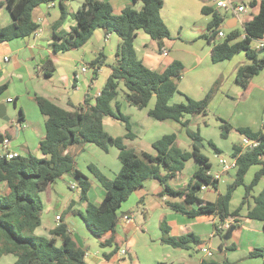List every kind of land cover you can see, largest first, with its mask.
I'll list each match as a JSON object with an SVG mask.
<instances>
[{
    "label": "crops",
    "instance_id": "obj_1",
    "mask_svg": "<svg viewBox=\"0 0 264 264\" xmlns=\"http://www.w3.org/2000/svg\"><path fill=\"white\" fill-rule=\"evenodd\" d=\"M101 1L110 5L114 15L121 14L126 8L139 11L142 6L140 2L135 3L133 0ZM248 1H254V6L250 7L247 4ZM262 1L264 0L233 2L236 6L243 5L246 9L243 13H235L216 8L215 0H162L160 18L170 34V38L164 40L162 45V52L166 51L167 55L164 56L160 53L157 43L143 31L136 32L134 50L138 59L153 71L161 72L174 61L183 65L184 72L177 85L178 93L172 97L170 104L183 103L182 99L184 98L186 101V97L200 101L211 91L216 82H218V88L209 102L208 110L215 108L217 101L223 97L224 93L223 103H229L230 98H232L229 95L234 93L241 96L244 99L243 102L251 99L264 102V70L253 76L246 87H242L236 82L237 69L249 62L244 52L236 54L230 60L212 62V47L223 39L217 36L214 43H208L204 39L208 33L207 25L212 19V14L207 15L202 11L203 8H210L220 14L222 22L219 30L227 35L229 31L242 32L245 24L257 15ZM83 2L84 0H73L67 3L62 16L57 2L39 4L31 13L32 20L39 25V29L28 37L0 43V87L5 86L0 92V137H2L0 140V158L6 150L17 152L20 156L34 155L37 158H42L38 144L45 136L44 117L36 105L35 97L47 99L66 111H72L75 107L83 104L87 97L93 104L95 97L101 92L109 77L119 44V38L115 34L105 35L98 29L78 49L63 53L53 51V45L57 42L55 35H67L76 27L74 14ZM11 22L10 10L4 0H0V29L8 26ZM223 26L228 29L220 28ZM260 40L264 41V35ZM256 45L257 41H253L251 48L256 50ZM257 51L262 54L264 49ZM96 59H99L103 64L91 66ZM48 61L51 62L54 69L50 77H45L44 73L47 69L44 66ZM84 66L87 67L88 71L82 73L80 69ZM230 81L233 83L231 91L226 92L230 87ZM119 88L124 90L122 84L119 85ZM152 99H154L155 104V97H152L148 106L142 110L130 106L124 100L123 104H119L120 112L128 118L132 133L131 138H125L127 134L125 126V131H120V126L117 125V122L120 121L112 117L103 118L104 131L112 138H124V145L127 148L133 147L139 139L135 129L142 127V124L151 129V124L147 119H152L148 115V112L154 107L153 105L151 108L150 105ZM175 99L177 100L175 101ZM142 112H144L146 119L143 118ZM187 117L185 116L184 120H188ZM168 121L172 120L162 122ZM175 123L180 125L178 122ZM238 128H248L253 132L264 133V119L257 115L252 119L250 125ZM150 129L144 134L145 136L150 133ZM5 139L9 141L6 147L2 144ZM149 139L147 145L152 148V143L156 140L151 143V138ZM96 148L104 152L93 144L72 148L70 151L74 154L75 165L76 154L82 151L88 152L100 162L101 171L97 169L101 173L103 172L102 174L108 179H113L121 168L118 150L113 145H108V151L111 148L117 150L119 162V165L115 164L111 168L105 159L100 158L101 160H99L97 158L99 155ZM135 151L137 153L155 154L153 148L152 151H137L136 149ZM191 160L194 162L192 169L188 174L183 175L186 164ZM221 160L229 167L228 170H224ZM91 161L93 160L90 158L85 160L87 172L85 168L84 170L78 169L77 166L76 168L89 179L91 185L87 194L88 201L97 206L104 198L105 191L88 169L89 165H93ZM218 162L220 165L218 172L212 174L211 168L209 170L212 177L219 175L217 187L203 186L198 194L203 201L215 203L219 197L225 195L227 187L234 182L235 158L230 155V162H228L220 157ZM233 164L234 167H232ZM199 166L194 159L188 160L182 172L169 183H172L175 189L185 187ZM252 167L260 169V166ZM263 180L264 176L253 188L250 197L242 207L245 194L244 186H239L233 191L228 204V212L233 213L241 208L235 219L237 221L236 227L232 229H220L218 218L214 215L188 217L174 212L168 203L179 202V200L167 196L161 197L163 193L161 184L156 180H147L141 188L136 189L121 204L117 211L118 222L115 240L120 248L107 258L106 255L112 252V248H107L105 251L95 250V252L90 250L93 244L102 249L99 243L109 238V235L106 234L101 240H98L87 230L82 220V215L85 214L86 210V202L79 200L80 191L77 181L71 173H67L40 193L43 207L41 223L34 233L37 236L48 237L49 232L57 226L55 217L60 216V220L63 219L68 226V231L74 241L85 252L84 261L86 264H144L145 259L151 258V253L148 254L147 252V250L151 252V248L161 251L158 257L152 261L149 259L151 264H204L205 262L264 264V257H249L251 251L264 248L263 222L246 218L247 213L254 206L253 198L264 188V184L259 186ZM0 186L2 187V185ZM69 191H76V196H70ZM150 196L151 207L154 210L151 216V226H155V229L158 230V235L155 236L157 239L151 238L149 227L145 222L148 213L145 201ZM134 206L142 210L140 212L142 219L138 224H136V217L133 215ZM192 207L190 206V208ZM124 217L130 220L124 221ZM228 221L232 223L233 219ZM163 224L167 226L169 236L181 237L191 233L199 240V243L191 245L188 249H174L169 245L162 244L160 239ZM217 226L218 230H216ZM137 245L140 246L139 249H137ZM154 245L159 247H154ZM123 248L126 250V254L120 255L119 252ZM204 248L210 251V256L202 252ZM141 253L142 257H140ZM9 257H3L1 264H13L14 259Z\"/></svg>",
    "mask_w": 264,
    "mask_h": 264
},
{
    "label": "trees",
    "instance_id": "obj_2",
    "mask_svg": "<svg viewBox=\"0 0 264 264\" xmlns=\"http://www.w3.org/2000/svg\"><path fill=\"white\" fill-rule=\"evenodd\" d=\"M73 0H4L10 10L12 22L0 29V43L18 38H25L39 29L32 20L33 9L42 3L57 2L64 15L66 4ZM141 3L139 11L126 8L119 15L112 13L108 3L101 0H84L74 14L76 27L67 35L58 36L53 45V51L67 52L83 46L95 30H101L105 35L115 34L119 44L115 52L114 64L100 95L95 97L93 104L90 99L72 111H66L47 99L35 97L36 105L44 117L45 136L39 142L38 148L42 158L34 155L20 156L11 160L0 158V264L3 257H14L13 264H86L85 252L77 245L68 231V226L62 220L49 232L48 237L35 235L40 226L42 202L40 193L48 186L71 173L77 181L80 191L79 200L86 202L85 215L82 220L91 235L101 240L108 234L109 238L100 241L101 248H112L106 255L108 258L119 250L116 242L117 211L121 204L147 180H156L163 187L162 196L179 200L168 203L176 213L188 216H211L218 218L219 225L233 219L229 229L235 228L236 217L242 205L250 197L253 188L264 176V133L253 132L248 128H237L243 137L255 140L258 145L254 149L232 147L231 156L235 158L236 173L234 182L227 187L225 195L215 203L200 199L199 192L203 186L217 187V179L208 174L211 164L208 158L194 142L202 143L199 132L190 130L189 120L185 116H206L211 98L218 88L216 82L211 91L200 101L186 97L184 103L170 104L172 97L178 93V82L184 67L174 61L163 71L157 72L147 68L137 57L134 50V39L137 31L145 34L157 43L158 51L162 53L163 41L170 38L169 31L160 18L162 0H133ZM252 7L254 1H248ZM204 14H212L207 25L208 33L204 39L214 43L218 36L222 16L210 8H203ZM244 35L242 38L241 36ZM264 35V1L260 3L259 11L252 20L245 24L243 31H229L223 40L214 44L211 50V60L218 63L230 60L238 53L244 52L250 64L239 67L236 71V82L246 87L253 76L264 70V52L251 48L253 41L260 40ZM103 64L99 59L91 66ZM45 77H50L54 69L48 61L44 66ZM122 84L124 90L119 88ZM5 86L0 87V92ZM122 95L124 101L139 110L146 108L152 97H155L154 107L148 112L153 120L162 122L172 120L185 128L187 136L193 142L190 152L179 149L176 145V135H164L152 143L155 154L137 153L133 148L124 145V138H112L103 129V118L112 117L122 122L131 138V128L126 118L119 110L117 97ZM114 104V107H113ZM223 121V120H222ZM224 122V123H223ZM222 129L226 134L230 130L228 123L223 121ZM225 138V135H222ZM2 137H0V140ZM93 144L108 151V145L118 150L120 171L113 179H108L94 165L88 169L105 191V196L99 205L88 201L90 188L89 179L75 165L72 148ZM209 146L216 154L221 151L211 142ZM194 159L200 166L193 174L189 183L175 189L169 182L175 179L183 170L185 163ZM252 166H260L250 184H244V177ZM244 186L245 194L241 207L233 213L228 212V204L233 191ZM254 206L246 218L263 222L264 227V188L253 198ZM190 206H193L190 208ZM61 219V217H60ZM218 226L216 230H218ZM160 242L174 249H188L199 240L191 233L181 237H171L166 225H162ZM249 257H264V248L255 249ZM165 264V263H159ZM218 264V263H204ZM226 264V263H220Z\"/></svg>",
    "mask_w": 264,
    "mask_h": 264
},
{
    "label": "rangeland",
    "instance_id": "obj_3",
    "mask_svg": "<svg viewBox=\"0 0 264 264\" xmlns=\"http://www.w3.org/2000/svg\"><path fill=\"white\" fill-rule=\"evenodd\" d=\"M204 44V42H202ZM231 83L230 81V87L226 90L231 91ZM232 94V93H230ZM230 98L229 103H223L222 99L225 97V93L223 94V97L220 98V100L217 101L215 108H211V110H208V113L206 116H188V120L190 121L189 128L191 131L199 132L200 137L203 139L202 143L199 142H194V144L201 150V153L205 155L211 164V172L212 174H215L220 170V165H219V158L223 157L226 161L230 162V155L232 152V147L234 145L236 146H242V136L236 131L238 127L244 126V125H250V122L252 119L255 118V116L259 115L261 116V119H264V102L261 100H254L251 99L249 101L243 102L244 99H242L241 96H237L235 93ZM178 97V96H177ZM123 98L122 95L120 94L117 97V103L118 104H123ZM177 99H175L176 101ZM183 103L185 102V99H182ZM173 103V102H172ZM151 108L154 105V99L151 101ZM114 107V104H113ZM217 110V111H216ZM143 118H145L144 112H142ZM225 117H221V116ZM219 117V118H218ZM225 120L226 123L230 126L229 132L226 134V131L222 129L223 126V121ZM147 121L151 124V129L148 128L147 126L143 125L142 127H139L135 129V133L138 135L139 139L136 141L135 145L133 147L137 151L141 150H146V151H152V148L147 145L149 142V138H151V143L163 135H169V134H175L176 135V145L179 149L183 151L190 152L192 150V144L193 142L188 138L186 134L185 128H183L181 125L176 124L175 122L168 121V122H158L153 119H147ZM223 122V123H222ZM118 127L120 126V131L124 129V124L122 122H117ZM150 126V125H148ZM150 129V133H148L146 136V132ZM143 130L145 131L143 133ZM134 133V132H133ZM225 135V138L222 136ZM208 142H211L216 148H218L221 151V155H218L214 152L213 148H211L208 144ZM85 146V145H83ZM97 149V148H96ZM97 153L99 157H97L99 160L105 159L108 164L113 168V165H119L118 160H117V150L115 148H111L107 153L101 152L99 149H97ZM83 152V153H82ZM79 154H76L77 159H76V166L80 170H86V163L85 160L90 158L93 161L94 166H96L99 170V164L100 162L96 159H94L88 152L82 151ZM75 156V157H76ZM101 158V159H100ZM193 161H189L186 164V168L183 171L184 174L186 175L190 172L192 169ZM258 170V167H252L249 169L248 173L246 174L244 181L245 184H249L256 171ZM101 171V170H100ZM87 172V170H86ZM210 172V173H211ZM103 173V172H102ZM264 184V180L260 183L259 186H262ZM169 185L173 188L172 183H169ZM70 196L75 197L77 192L75 191H69L68 192ZM151 196L149 199L145 201V207L148 209V213L146 214V224L147 227H149V234L152 239H157L155 236L158 235V230L157 228L155 229V226H151V216L154 213L153 208L151 207ZM142 210L139 208L137 209L136 206L133 207V215L136 217V224H138L141 221V212ZM85 215V214H84ZM155 231V232H154ZM95 241V240H93ZM95 243V242H94ZM151 246V245H150ZM154 247H159L154 245ZM140 246L137 245V249H139ZM148 249V248H147ZM91 252L101 251V250H107V248H102L100 249L98 245L93 244L90 247ZM179 251V250H177ZM148 254L151 253V258L145 259L144 264H151L149 262V259L151 261L155 258L158 257L161 254V251L156 249L153 250L151 248V252L147 250ZM142 257V253L141 256ZM10 259H14V257L10 256ZM143 259V258H142ZM141 259V261H142Z\"/></svg>",
    "mask_w": 264,
    "mask_h": 264
},
{
    "label": "built area",
    "instance_id": "obj_4",
    "mask_svg": "<svg viewBox=\"0 0 264 264\" xmlns=\"http://www.w3.org/2000/svg\"><path fill=\"white\" fill-rule=\"evenodd\" d=\"M215 6L216 8H221V9H224V10H227V11H231V12H235V13H243L246 11L245 7L243 5H240V6H236L232 1L230 0H215ZM218 37L219 38H224L225 35L223 32H219L218 33ZM260 49H264V41L263 40H257V45H256V50H260ZM162 54L165 56L167 55L166 51H163ZM80 71L82 73H85L88 71L87 67H81ZM100 93L97 95L99 96ZM2 144L4 147L8 146L9 144V141L7 139L3 140L2 141ZM242 149H254L257 147L258 145V142L255 141V140H250L246 137H243L242 139ZM19 157V154L17 152H14V151H9V150H6L3 155L1 156V158H4L6 160H11L13 158H17ZM221 163L224 165V170H228L229 167L225 165L224 161L221 160ZM232 167H234V164L232 165ZM209 174V172H208ZM214 179H218L219 178V175H215L213 177ZM74 187V186H73ZM56 219V222H57V225L59 224L60 222V216H56L55 217ZM130 219L127 218V217H124V221H129ZM231 224V222L229 221H226L224 222V224H222L220 226V229H228L229 228V225ZM202 252L204 254H206L207 256H210L211 253L208 249L204 248L202 249ZM120 255H125L126 254V250L123 248L120 250Z\"/></svg>",
    "mask_w": 264,
    "mask_h": 264
},
{
    "label": "water",
    "instance_id": "obj_5",
    "mask_svg": "<svg viewBox=\"0 0 264 264\" xmlns=\"http://www.w3.org/2000/svg\"><path fill=\"white\" fill-rule=\"evenodd\" d=\"M232 2L245 1V0H231ZM222 29H228L226 26L220 27ZM250 64V62H248ZM229 236V235H228Z\"/></svg>",
    "mask_w": 264,
    "mask_h": 264
}]
</instances>
